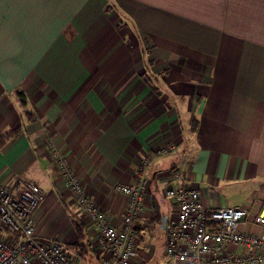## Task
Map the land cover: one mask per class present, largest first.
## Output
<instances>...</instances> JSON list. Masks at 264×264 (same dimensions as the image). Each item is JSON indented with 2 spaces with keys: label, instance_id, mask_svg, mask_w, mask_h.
I'll return each mask as SVG.
<instances>
[{
  "label": "crops",
  "instance_id": "0c3cea01",
  "mask_svg": "<svg viewBox=\"0 0 264 264\" xmlns=\"http://www.w3.org/2000/svg\"><path fill=\"white\" fill-rule=\"evenodd\" d=\"M16 127L0 147V182L22 175L42 188L40 239L71 251L72 218L83 222L90 256L71 251L76 261L102 264L103 253L48 136L117 227L126 197L114 184L133 182L147 152L175 144L148 167L135 226L137 245L153 223L160 230V256L164 225L154 218L173 208L164 191L179 185L174 168L206 206L244 208L243 230L264 234L253 222L264 201V0H0V133Z\"/></svg>",
  "mask_w": 264,
  "mask_h": 264
},
{
  "label": "built area",
  "instance_id": "2783aa9c",
  "mask_svg": "<svg viewBox=\"0 0 264 264\" xmlns=\"http://www.w3.org/2000/svg\"><path fill=\"white\" fill-rule=\"evenodd\" d=\"M46 145L74 201L97 229L102 264H136L135 226L148 201V167L152 159L173 153L175 144L147 152L133 182L114 184L126 197L118 227L110 223L92 199L72 159L56 147L51 136ZM170 175L179 185L164 191L174 208V214L164 224L165 264H264V234L241 227L249 216L246 209L206 206L198 187L186 181L182 170L174 168ZM43 197L42 188L22 175L10 183L0 182V226L7 231L0 236V264H78L64 244L36 236L33 215ZM253 220L264 227V201Z\"/></svg>",
  "mask_w": 264,
  "mask_h": 264
},
{
  "label": "trees",
  "instance_id": "16d2710c",
  "mask_svg": "<svg viewBox=\"0 0 264 264\" xmlns=\"http://www.w3.org/2000/svg\"><path fill=\"white\" fill-rule=\"evenodd\" d=\"M151 66L152 63L151 61L145 60L144 62V68L145 71L142 73V75L146 78V80L148 82H151L152 78L155 76L154 73L149 72L151 71ZM87 87H85L82 91V93L86 90ZM22 92L19 91V94H21ZM19 103L25 107V100L20 99ZM27 113V111H26ZM21 130V127H16L14 129H10L7 132L4 133H0V147L11 137L17 135ZM154 221H156L159 226H161L163 223L161 221V217L160 216H155ZM155 222V223H156ZM72 224L77 236V240L74 244H68L67 246L69 247V249H71L72 253H74L75 255H77L79 257V259L81 260H86L88 256H90V245H89V241L88 238L86 236V232H85V228H84V224L82 221H80L79 219H74L72 218ZM85 263L89 262V261H83Z\"/></svg>",
  "mask_w": 264,
  "mask_h": 264
},
{
  "label": "rangeland",
  "instance_id": "374dc122",
  "mask_svg": "<svg viewBox=\"0 0 264 264\" xmlns=\"http://www.w3.org/2000/svg\"><path fill=\"white\" fill-rule=\"evenodd\" d=\"M169 209H170L169 210L170 215H173L174 209L171 206ZM158 227H160V226L158 225ZM155 230H158V229L155 228L154 223H153L152 229H150L149 231H146L144 233L143 232L140 233V242L136 246L134 257H133L134 259L137 260V261H134L136 264H165L164 256H160V254L159 255L157 254V253H159V250L162 251V247H161V245L160 246L158 245V242H157L158 234L155 233ZM159 231L160 230H158L157 232H159ZM159 236H161V235L159 234ZM150 240H154L153 244L156 246L153 256L151 254L149 256L148 255L149 252L146 251V248L148 246V242ZM78 264H88V263H83L82 261H78Z\"/></svg>",
  "mask_w": 264,
  "mask_h": 264
},
{
  "label": "water",
  "instance_id": "95a60500",
  "mask_svg": "<svg viewBox=\"0 0 264 264\" xmlns=\"http://www.w3.org/2000/svg\"><path fill=\"white\" fill-rule=\"evenodd\" d=\"M166 217L165 218H163V220H162V222H163V225L165 224V222H166Z\"/></svg>",
  "mask_w": 264,
  "mask_h": 264
}]
</instances>
